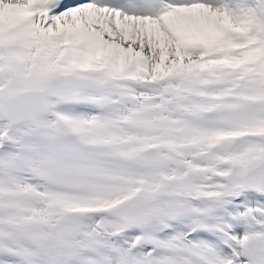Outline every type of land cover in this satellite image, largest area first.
I'll use <instances>...</instances> for the list:
<instances>
[{
    "label": "snow or ice",
    "instance_id": "6c2138e0",
    "mask_svg": "<svg viewBox=\"0 0 264 264\" xmlns=\"http://www.w3.org/2000/svg\"><path fill=\"white\" fill-rule=\"evenodd\" d=\"M0 264H264V0H0Z\"/></svg>",
    "mask_w": 264,
    "mask_h": 264
}]
</instances>
